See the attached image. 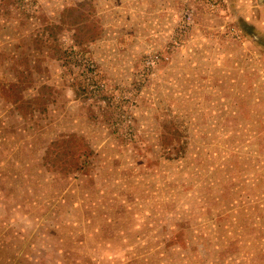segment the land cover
<instances>
[{
    "label": "rangeland",
    "instance_id": "rangeland-1",
    "mask_svg": "<svg viewBox=\"0 0 264 264\" xmlns=\"http://www.w3.org/2000/svg\"><path fill=\"white\" fill-rule=\"evenodd\" d=\"M0 264H264V0H0Z\"/></svg>",
    "mask_w": 264,
    "mask_h": 264
},
{
    "label": "trees",
    "instance_id": "trees-1",
    "mask_svg": "<svg viewBox=\"0 0 264 264\" xmlns=\"http://www.w3.org/2000/svg\"><path fill=\"white\" fill-rule=\"evenodd\" d=\"M55 144V143H54Z\"/></svg>",
    "mask_w": 264,
    "mask_h": 264
}]
</instances>
